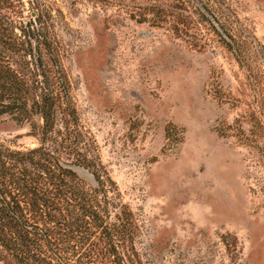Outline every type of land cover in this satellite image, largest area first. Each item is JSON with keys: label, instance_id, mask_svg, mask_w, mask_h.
I'll list each match as a JSON object with an SVG mask.
<instances>
[{"label": "rangeland", "instance_id": "1", "mask_svg": "<svg viewBox=\"0 0 264 264\" xmlns=\"http://www.w3.org/2000/svg\"><path fill=\"white\" fill-rule=\"evenodd\" d=\"M15 76L0 144L75 174L0 264H264V0H0V107Z\"/></svg>", "mask_w": 264, "mask_h": 264}, {"label": "trees", "instance_id": "2", "mask_svg": "<svg viewBox=\"0 0 264 264\" xmlns=\"http://www.w3.org/2000/svg\"><path fill=\"white\" fill-rule=\"evenodd\" d=\"M4 82V90L13 98L7 105L0 107V114L9 111L27 112V97L22 93L26 86L18 76ZM55 101L51 93H45L41 99H34L32 108H37L44 119L43 134L46 139L55 125ZM88 168V167H87ZM72 170L65 169L61 161L57 160L44 146L28 152L15 151L0 144V241L7 247L11 246L12 240L8 237L7 229L13 227L21 220L24 207L28 203L33 208L41 209L51 202L52 197L45 194L51 193V188L63 182L71 174ZM97 181L102 178L97 171H92ZM79 182V181H78ZM82 183L72 188L77 203L81 206L84 216L92 219L100 218L91 203L88 193Z\"/></svg>", "mask_w": 264, "mask_h": 264}]
</instances>
